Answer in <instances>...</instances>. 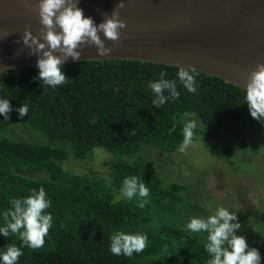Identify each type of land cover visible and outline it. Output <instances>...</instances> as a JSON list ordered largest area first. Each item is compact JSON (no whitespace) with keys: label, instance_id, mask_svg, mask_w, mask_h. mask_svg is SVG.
<instances>
[{"label":"trees","instance_id":"1","mask_svg":"<svg viewBox=\"0 0 264 264\" xmlns=\"http://www.w3.org/2000/svg\"><path fill=\"white\" fill-rule=\"evenodd\" d=\"M62 70L69 81L55 89L38 79L36 65L0 71V99H8L12 108L7 120L0 114V226L11 200L32 189L43 187L52 202L47 212L53 226L44 246H23L18 264H207V233L186 231L190 216L180 209L188 185L165 184L143 154L176 150L184 116L195 118L200 126L194 131L210 151L215 149L211 139L221 131L227 133L224 153L234 147L256 151L246 140V126L264 132V123L251 116L245 90L198 71L197 92L189 93L176 76L178 67L137 60L67 62ZM162 71L177 81L180 95L158 109L148 84ZM22 104L29 108L23 117L17 111ZM97 147L112 155L106 162L110 181L63 167L64 160L87 158ZM131 176L150 190L143 208L138 198L115 197ZM116 232L146 234L148 246L130 258L113 255L110 238ZM9 243L21 246L16 236L0 233V251Z\"/></svg>","mask_w":264,"mask_h":264},{"label":"clouds","instance_id":"2","mask_svg":"<svg viewBox=\"0 0 264 264\" xmlns=\"http://www.w3.org/2000/svg\"><path fill=\"white\" fill-rule=\"evenodd\" d=\"M78 2L79 0H39L36 10L43 26L39 37L33 35L29 29L24 30L23 44L30 49L29 55H37L38 79L46 87L55 89L68 83L69 78L63 72L62 66L67 63L69 57L74 61L79 60L82 53L78 49L85 45H94L99 56L109 55L113 48L106 46L105 40L118 43L121 39V29L127 27L126 22L120 19L119 11L125 6L124 0H119L111 15L98 25L91 17L84 16L83 10L77 6ZM25 3L27 6V0ZM100 32H103L104 39L101 38ZM56 52L60 55H54ZM166 75L167 73L162 71L158 80L148 84L154 96L152 105L158 109L169 100L178 99L180 95L177 81L166 79ZM198 75L197 68L185 66H178L176 73L183 87L193 94L197 92ZM243 89L251 116L264 123V63L257 62L256 68L249 74L247 86ZM11 110L8 99H0V114L4 115L5 120L9 118ZM17 111L21 117L25 116L29 113L28 105L22 104ZM97 119L98 117H94L91 123L95 124ZM197 127L195 120L185 123L182 129L183 141L178 148L181 153L193 145L194 130ZM120 191L122 197L128 201L138 198L140 208L145 206L150 195L149 188L136 176L126 177ZM10 203L11 207L2 214L4 224L0 226V233L4 237L16 236L21 246L9 243L0 251V261L3 264H18L23 255V246L32 250L44 246L45 237L53 226V216L47 212L52 202L47 198L45 189L40 187L38 191L30 190V194L23 198L12 199ZM240 228L236 212L222 206L206 219L192 217L186 224V231L190 233H207L204 244L210 257L207 264H260L258 249L249 247L245 237L236 234ZM110 240L109 251L116 256L130 258L148 246L146 234L116 232Z\"/></svg>","mask_w":264,"mask_h":264},{"label":"water","instance_id":"3","mask_svg":"<svg viewBox=\"0 0 264 264\" xmlns=\"http://www.w3.org/2000/svg\"><path fill=\"white\" fill-rule=\"evenodd\" d=\"M118 2L79 0L77 6L98 25ZM38 3L0 0V71L36 65L38 57L29 55L22 36L29 29L39 37ZM124 5L120 19L127 27L120 41L105 40L113 51L102 57L94 45H85L78 49L79 60L67 62L125 59L195 67L241 88L257 62L264 63V0H124Z\"/></svg>","mask_w":264,"mask_h":264},{"label":"rangeland","instance_id":"4","mask_svg":"<svg viewBox=\"0 0 264 264\" xmlns=\"http://www.w3.org/2000/svg\"><path fill=\"white\" fill-rule=\"evenodd\" d=\"M183 120L188 122L195 118L184 116ZM246 129V140L256 151L234 147L231 153H224L222 147L228 145L227 133L221 131L219 138L210 141L215 147L213 151L208 150L200 134L195 133L193 145L184 153L178 150L179 145L172 152L153 148L144 152L143 157L148 168L160 175L165 184L180 181L188 185L189 189L181 192L184 200L180 209L189 219L195 211L197 218L206 219L221 206L236 212L241 224L236 234L244 236L249 247L258 249L260 264H264V132L252 125H247ZM16 130L25 136L20 127ZM110 159V153L97 147L89 157H70L62 165L71 172L95 174L110 181L106 163ZM119 196L121 194L115 197ZM188 201L198 206L195 211Z\"/></svg>","mask_w":264,"mask_h":264}]
</instances>
